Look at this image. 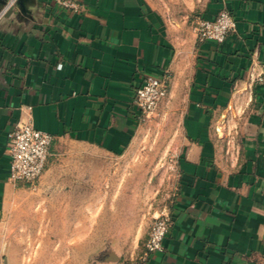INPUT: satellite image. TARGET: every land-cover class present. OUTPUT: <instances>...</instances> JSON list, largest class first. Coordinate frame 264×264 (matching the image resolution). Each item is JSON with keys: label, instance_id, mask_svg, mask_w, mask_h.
<instances>
[{"label": "crops", "instance_id": "1", "mask_svg": "<svg viewBox=\"0 0 264 264\" xmlns=\"http://www.w3.org/2000/svg\"><path fill=\"white\" fill-rule=\"evenodd\" d=\"M8 1L0 0V13ZM79 1L75 13L55 0H19L0 19V264H13L5 231L26 195L74 191L50 163L56 154L37 192L9 180L15 127L31 122L54 144L124 159L143 125L137 89L165 74L161 112L178 113L183 132L174 225L163 251L144 247L108 262L264 264V0H197L204 19L224 9L235 17L236 31L222 44L174 40L149 0ZM103 251L91 245V256Z\"/></svg>", "mask_w": 264, "mask_h": 264}, {"label": "rangeland", "instance_id": "2", "mask_svg": "<svg viewBox=\"0 0 264 264\" xmlns=\"http://www.w3.org/2000/svg\"><path fill=\"white\" fill-rule=\"evenodd\" d=\"M149 1L167 20L174 40L198 41L197 0ZM162 104L143 123L124 159L103 161L91 146L69 141L53 145L50 163L74 191L25 196L24 208L5 231L13 264H110L115 254L145 247L154 219L170 212L178 192L183 132L178 113L163 115ZM92 234L101 239L91 240ZM95 244L105 251L91 256Z\"/></svg>", "mask_w": 264, "mask_h": 264}, {"label": "built area", "instance_id": "3", "mask_svg": "<svg viewBox=\"0 0 264 264\" xmlns=\"http://www.w3.org/2000/svg\"><path fill=\"white\" fill-rule=\"evenodd\" d=\"M18 1L9 0L0 13V19ZM55 2L75 13L82 11L79 0H55ZM236 26L233 14L228 9H224L214 20L199 17L196 21L195 33L198 42L214 41L222 44L236 31ZM170 83V74H165L162 78L148 76L137 89L135 105L143 123L151 118L168 98ZM54 142V136L36 129L31 122H20L8 138V150L11 157L9 180L13 184L29 185L35 190L47 170ZM173 225L174 219L170 212L154 219L145 243L147 254L163 251V243Z\"/></svg>", "mask_w": 264, "mask_h": 264}]
</instances>
